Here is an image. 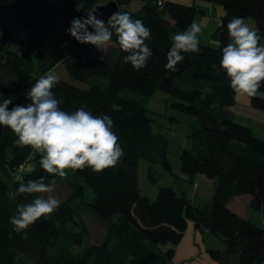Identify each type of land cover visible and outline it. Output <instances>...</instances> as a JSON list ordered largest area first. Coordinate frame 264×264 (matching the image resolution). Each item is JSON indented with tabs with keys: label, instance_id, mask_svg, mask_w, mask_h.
<instances>
[{
	"label": "trees",
	"instance_id": "obj_1",
	"mask_svg": "<svg viewBox=\"0 0 264 264\" xmlns=\"http://www.w3.org/2000/svg\"><path fill=\"white\" fill-rule=\"evenodd\" d=\"M112 1L119 12L142 20L151 30V39L145 43L152 56L140 70L123 62L126 53L114 30L111 45L100 57L91 53L94 45L81 44L66 31L73 18L86 17L96 6ZM132 1L86 0L77 12L79 0H0V103L10 97L9 108L29 103L26 92L35 81L62 65L73 81L86 88L59 80L52 91L62 100L61 109L71 113L83 107L94 116L111 117L124 152L115 167L100 172L66 169L71 174L66 180L69 197L52 214L17 233L10 224L17 205L41 194L10 199L8 193L42 176L45 183L63 178L45 172L39 155L34 157L30 147L14 146L17 137L0 126V264H166L187 220L218 239L222 248L210 250L218 264L264 261V226L227 207L233 198L248 195L249 208L264 215V140L233 121L227 108L235 103V93L219 63L221 50L229 42L227 23L233 18L251 19L261 36L259 43L264 44V0H164L163 7L158 0H137L142 6L131 12L127 5ZM201 2L221 6L224 12L211 34L213 43H200L199 53H182L178 71L171 72L165 68L171 37L187 29L194 16L205 13L198 7ZM19 30L26 31L27 39L13 51ZM157 91L167 95L164 105L172 122L178 115L195 120L190 123L189 145L179 155L180 178L188 185L197 175L214 182L209 208L192 205L184 191L177 194L171 187L159 188L154 201L140 195L141 159L147 162L151 182L156 181V163L171 172L166 159L168 139L153 131L146 107ZM258 92L259 96L251 97V105L264 111V86ZM22 165L32 168L20 180L13 179L12 173ZM86 189L93 193L91 201L85 199ZM82 213L105 225L100 242L83 244ZM158 245L170 247L162 252ZM74 246L83 250L73 253Z\"/></svg>",
	"mask_w": 264,
	"mask_h": 264
},
{
	"label": "clouds",
	"instance_id": "obj_2",
	"mask_svg": "<svg viewBox=\"0 0 264 264\" xmlns=\"http://www.w3.org/2000/svg\"><path fill=\"white\" fill-rule=\"evenodd\" d=\"M85 2L79 0L75 11H81ZM159 3L164 6V0H159ZM113 30L120 49L126 53L123 62L134 70L146 67L152 56V50L145 43L151 39V30L142 20L133 19L127 12L113 13L106 23L99 18L97 9H93L87 12L86 17L73 18L66 29L77 42L99 49L111 40ZM201 32V25L193 21L187 29L171 37V47L166 55L167 70L178 71L177 64L184 60L182 53L200 52L198 34ZM227 33L229 42L221 50L220 68L236 95L254 97L264 86V44L259 43L261 36L254 26L239 17L227 23ZM58 83L57 75L47 73L26 92L29 103L9 108L12 98L3 99L0 103V126L10 129L17 137L14 146L30 147L34 157L39 155L40 167L53 176L65 178L66 169L90 168L93 172H100L115 167L124 152L113 131L114 121L107 115L94 116L83 107L71 113L62 110V100L52 91ZM55 185L56 180L45 183L42 176L38 180L21 183L15 191L8 193L10 199L18 194H41L30 203L17 205L15 214L10 217L13 231L27 230L39 218L59 208L60 200L51 195Z\"/></svg>",
	"mask_w": 264,
	"mask_h": 264
},
{
	"label": "rangeland",
	"instance_id": "obj_3",
	"mask_svg": "<svg viewBox=\"0 0 264 264\" xmlns=\"http://www.w3.org/2000/svg\"><path fill=\"white\" fill-rule=\"evenodd\" d=\"M186 3H189V0ZM137 5H141V2L135 0L130 4V8L128 9H135ZM198 7L205 9V13L197 14L193 19V21L199 23L202 28V32L198 34V39L200 43L212 44L211 34L220 23V19L224 14L223 9L221 6H212L205 2L198 3ZM244 20L246 23L252 25L251 19ZM17 35L19 38L14 39L13 41V51H18L21 42H25L27 39V33L25 30H19ZM108 45H111V43L108 42L102 46L101 49L95 46L91 53L95 57H100L99 55L102 54ZM34 71H36V67ZM49 73L57 75L59 80L73 84L79 88H86L85 84L73 81L62 65L56 66ZM259 95V92H257L256 96ZM165 99H167V95L157 91L148 99L146 107L148 108L149 115L152 119L153 131L155 133H160L168 139L166 159L171 167V172L169 173L164 170L160 163H156L154 166L156 181L151 182L148 177L147 162L141 159L138 165L140 195L150 201H154L159 188L171 187L177 194L184 191L192 205L209 208L214 182L202 175H197L193 184L188 185L180 178L179 155L180 152L189 145L188 136L191 131L190 123L195 120L184 115H178L176 116L177 121L172 122L169 119L168 111H166L164 105ZM25 104L27 103H21V105ZM227 110L235 123L249 127L254 137L264 140V111L256 109L251 105V97L238 96L235 94V103L229 106ZM31 168L32 165H22L18 170L12 173V178L20 180V176L27 171H30ZM66 172L67 176L65 177V180L63 178L61 181H56L54 191L51 193V195L56 196L61 203L70 195L69 186L66 180L71 177V174L69 171ZM43 195L47 196L49 194ZM92 198L93 193L89 189H86L85 199L91 201ZM248 199V195L235 197V199L233 198V201L229 204V207L228 205L227 207L237 215L249 218L256 226H263L262 222L264 220V215L260 212L252 211L249 208ZM79 224V229L83 230L85 235L86 243H83L84 245L97 243L103 239L105 225L98 222L91 215L82 213L80 215ZM205 231L206 230H197L193 221L187 220L185 232L180 242L172 247L174 250L173 256L166 262V264H218L212 259L210 250H220L222 248L221 244L211 233ZM157 247L160 251L165 252L170 246L158 245ZM82 250L83 246H74L71 249L73 253H79ZM261 264H264V261Z\"/></svg>",
	"mask_w": 264,
	"mask_h": 264
},
{
	"label": "water",
	"instance_id": "obj_4",
	"mask_svg": "<svg viewBox=\"0 0 264 264\" xmlns=\"http://www.w3.org/2000/svg\"><path fill=\"white\" fill-rule=\"evenodd\" d=\"M93 9H97L99 18L104 20L106 23L110 19L113 13L119 12V8L115 2H108L104 5L96 6Z\"/></svg>",
	"mask_w": 264,
	"mask_h": 264
},
{
	"label": "crops",
	"instance_id": "obj_5",
	"mask_svg": "<svg viewBox=\"0 0 264 264\" xmlns=\"http://www.w3.org/2000/svg\"><path fill=\"white\" fill-rule=\"evenodd\" d=\"M176 1H178V2H186L187 0H176ZM133 2V1H132ZM132 2H130L128 5H127V9L128 8H130V4L132 3ZM140 2V1H139ZM142 6V2H141V5H137L136 7H135V9H128V10H130L131 12H135V11H137V10H139L140 9V7ZM194 181H195V179H194ZM235 199V198H234ZM231 201H233V199L231 200ZM231 201L228 203V207H229V204L231 203ZM248 202H249V199H248ZM231 210V209H230ZM262 224H263V226H264V220H263V222H262ZM206 232V231H205ZM261 264V263H260Z\"/></svg>",
	"mask_w": 264,
	"mask_h": 264
},
{
	"label": "built area",
	"instance_id": "obj_6",
	"mask_svg": "<svg viewBox=\"0 0 264 264\" xmlns=\"http://www.w3.org/2000/svg\"><path fill=\"white\" fill-rule=\"evenodd\" d=\"M157 5L160 6L159 0L157 1Z\"/></svg>",
	"mask_w": 264,
	"mask_h": 264
}]
</instances>
